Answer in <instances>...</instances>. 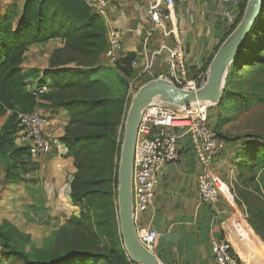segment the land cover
Listing matches in <instances>:
<instances>
[{
  "label": "trees",
  "instance_id": "obj_1",
  "mask_svg": "<svg viewBox=\"0 0 264 264\" xmlns=\"http://www.w3.org/2000/svg\"><path fill=\"white\" fill-rule=\"evenodd\" d=\"M246 2L220 45L240 22ZM50 41L57 46L49 55L47 67L36 75V85L48 84L49 91L38 98L28 88L29 77L38 73L33 68L25 70L26 52L33 45ZM106 48V25L84 0H24L21 6L10 3L0 10V119L5 117L0 126V162L6 166L5 179L15 181L18 167L25 162L26 168L34 162L29 148L16 143L18 114L40 107L66 111L68 121L57 144L74 159L71 196L85 210L83 218L70 219L62 230L70 223L82 227V220L92 212L90 228L96 227L110 239V244L99 250L74 243L60 253L45 256L31 241L29 250L21 247L15 237L16 227L5 221L0 224V264L4 259L18 264H131L113 196L118 187L116 138L125 104L131 99L130 79L135 78L137 70L130 66L134 55L125 56L114 66L102 65ZM263 64L264 5L250 40L228 71L214 120L209 110L214 129L235 146V165L251 174L248 181L253 183L252 190L243 191L238 201L245 205L247 222L264 242V136L228 138L222 134L223 127L233 120L223 112L264 104L260 89L264 85L254 83L246 88L243 81L249 70L261 69Z\"/></svg>",
  "mask_w": 264,
  "mask_h": 264
},
{
  "label": "crops",
  "instance_id": "obj_2",
  "mask_svg": "<svg viewBox=\"0 0 264 264\" xmlns=\"http://www.w3.org/2000/svg\"><path fill=\"white\" fill-rule=\"evenodd\" d=\"M150 1L107 0V11L101 15L105 25L112 24L122 30L126 56L134 55L135 58L142 59L146 51L151 53L162 49L151 71L144 74L136 69L137 81L143 77L151 80L170 74V58L163 47L174 45L173 34L168 36L164 34V30L159 29L149 40L148 46H145L146 30L149 26L147 9ZM234 1L175 0L176 24H171L168 28L177 32L181 51L186 55L177 70L184 80L197 79L207 71L222 39L228 33L229 27L224 13L227 9L234 8ZM239 1L240 6L234 9L236 19L240 16L244 1L248 2ZM51 42L55 41L29 47L24 63L25 70L38 67L37 52L46 56L48 62L50 52L48 53L47 46ZM30 80L34 85L37 78L31 77ZM37 111L47 115L48 110L40 107ZM53 115L56 116L49 121L46 134L49 138H58L63 134L68 116L63 118L61 125L55 118L59 117L57 113ZM234 148V145L227 142L225 149L217 154L213 162V175L220 183L221 197L213 204H199V152L190 136L179 137L177 159L166 163L159 170L152 206L135 217L138 230L152 227L157 231L158 236L152 251L163 264H216L211 252L210 240L213 237L229 239L241 264H264V243L249 227L245 205L237 201L234 190V173L231 171L236 168ZM44 156L47 155L35 157L33 160L38 161ZM57 159L64 157L55 155L51 163ZM64 161L70 163L72 158H65ZM56 170L59 171V176H64V169ZM48 176L44 179L45 183L49 184L45 188L46 199L51 198L48 189H53V185L50 186L53 184L52 178ZM39 185L41 186L40 182Z\"/></svg>",
  "mask_w": 264,
  "mask_h": 264
},
{
  "label": "built area",
  "instance_id": "obj_3",
  "mask_svg": "<svg viewBox=\"0 0 264 264\" xmlns=\"http://www.w3.org/2000/svg\"><path fill=\"white\" fill-rule=\"evenodd\" d=\"M84 2L100 16L104 15L108 8L107 0H84ZM174 6L175 0L150 1L147 9L149 26L146 30L145 46H148L149 40L159 29L164 30V34L168 36L172 33L174 45L163 47L170 58V74L165 77L184 89L197 90L202 83L203 74L197 79L184 80L177 72L186 55L181 51V42L177 32L168 28L171 24H176ZM239 6L240 1L235 0L234 8L227 9L224 13L229 28L236 23L234 9ZM106 38L105 57L107 61L110 64L122 63L126 56L122 30L112 24L106 25ZM161 50L151 53L146 51L142 59H132L130 66L139 69L141 73H148L153 68L155 59ZM28 88L38 98L49 91L48 84L37 86L36 83L33 85L29 82ZM210 107L208 103H200L188 108L166 104H151L145 108L141 115L134 148L132 198L135 217L152 206L159 170L166 163L177 159L178 139L181 135L190 136L199 152L201 161L197 196L199 204H213L219 200L221 186L213 175V162L217 154L225 149L227 142L212 125L209 117ZM48 124L49 119L37 110L20 112L16 143L27 146L33 158L52 153L53 141L46 134ZM157 236V231L152 227L138 230L140 242L150 250H153ZM210 242L216 264H239V259L229 239L213 237ZM129 260L131 264H140Z\"/></svg>",
  "mask_w": 264,
  "mask_h": 264
},
{
  "label": "rangeland",
  "instance_id": "obj_4",
  "mask_svg": "<svg viewBox=\"0 0 264 264\" xmlns=\"http://www.w3.org/2000/svg\"><path fill=\"white\" fill-rule=\"evenodd\" d=\"M23 2L24 0H0V10H4L8 7V5H10V3L21 6ZM55 46H57V43H49L47 46L48 53H51ZM35 51L37 52V50ZM37 54L39 56L36 57V60H38L35 61L38 67H33V70L38 74L34 73L35 75H31L28 81H31V77L36 79V75L39 76L41 74L40 71L48 65L46 56H43L38 52ZM100 63L106 66H114V64H110L107 61L106 57L101 58ZM149 79L150 78L148 77H143L142 80L139 81L135 80L134 77L130 79V86L132 87H130L129 95L132 97L137 89ZM243 81L246 83V88L251 87L254 83L263 86L264 67L257 70H249V73L245 75ZM260 89L262 91L261 93L264 94V87ZM130 103L131 102L127 100V103L125 104L116 138L119 151V153L117 152L118 155L116 157V163L118 165L117 178L121 157V146L124 137L125 121ZM215 107L216 106H211L209 109L212 119L215 118ZM46 112L47 115L41 114L46 116L49 121L53 116H56L53 114L57 113V116L59 117L55 118L60 120H57V122L61 125L63 124V118L68 116L67 112L61 110L57 112L48 110ZM227 115L232 116L233 120L227 123L222 129V134L226 137L241 138L246 135L264 136V104H253L241 110L232 107L228 111L223 112V116ZM4 120L5 117L0 119V126ZM58 138H49L53 141L52 153L40 158L38 161L32 162L30 166L26 168L25 162L22 163L21 167H18L20 170L15 181H10L11 179L6 181V166L4 163L0 162V224H3L5 221L12 223L17 229L15 237L17 238L19 245L26 250H29L30 245L28 243L31 241V243H34V245L39 248L41 253L45 256H53L54 254L60 253L74 243L87 244L91 248L97 250L102 249L110 244V239L108 236H104L99 231L97 232L95 229L96 227L90 228L93 221L92 212H90V216L88 215V218L82 220L84 223L82 227H75L70 223L67 229L62 230V227H65L68 222L71 221L70 219L83 218L82 215L84 216L83 212L85 210V206L74 201L71 196V182L76 172V167L74 165L73 157H71L72 161L70 163L64 161V159L69 156L64 150L60 151L61 147L57 144ZM55 155H62L64 159H57L54 163H51V160ZM235 167L236 168L231 169V171L234 173V190L238 201V198H241L245 194L243 191L252 190L253 183L248 181V177L251 175L250 173H243L237 165H235ZM27 169H29L28 172H25ZM56 169H64L62 172L64 176H59V171ZM68 169H73L74 172ZM47 176L48 178H52L53 184L50 186L53 185V189H48L51 198L49 197L46 199L45 188L49 186V184H46L44 179ZM39 182L41 186L39 185ZM247 185H249V187H247ZM245 186L247 189H245ZM113 199L115 200L118 209V187ZM249 227L252 229L250 225ZM117 237H120V235H117ZM2 247V242L0 241V250ZM1 259L2 257H0V260ZM2 264H18V262L4 259Z\"/></svg>",
  "mask_w": 264,
  "mask_h": 264
},
{
  "label": "water",
  "instance_id": "obj_5",
  "mask_svg": "<svg viewBox=\"0 0 264 264\" xmlns=\"http://www.w3.org/2000/svg\"><path fill=\"white\" fill-rule=\"evenodd\" d=\"M264 0H248L244 14L232 33L214 55L197 90H187L165 76L148 80L131 97L121 146L118 171V216L125 250L134 262L163 264L158 256L139 240L132 198L134 148L138 126L145 108L151 104H166L188 108L200 103L216 106L223 98L228 71L239 51L248 43L258 22Z\"/></svg>",
  "mask_w": 264,
  "mask_h": 264
}]
</instances>
